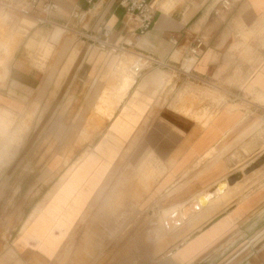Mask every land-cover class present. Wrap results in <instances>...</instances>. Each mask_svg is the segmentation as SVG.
I'll list each match as a JSON object with an SVG mask.
<instances>
[{
  "label": "crops",
  "instance_id": "0c3cea01",
  "mask_svg": "<svg viewBox=\"0 0 264 264\" xmlns=\"http://www.w3.org/2000/svg\"><path fill=\"white\" fill-rule=\"evenodd\" d=\"M21 1L0 0V5L13 9ZM118 1L91 0L89 4L88 0H62L58 11L47 19L39 8L22 15L18 24L20 35L25 34L22 47L36 49L45 59L52 57L46 65L55 69L52 75L42 77L24 53L14 54L18 37L12 33L15 49L7 54V62L14 56L9 68L7 62L4 66L6 74L4 70L0 73V83L7 86L0 90V101L40 99L43 92L44 99L81 100L75 108L51 113L62 120L66 115L77 117L70 125H58L56 119L51 130L86 131L84 125L91 114L98 117L89 118L92 130L103 122L106 130L91 156L79 160L76 171L66 172L64 162L65 169L56 179H62L61 183L55 189L51 186L43 205L18 225L11 242L0 251V264H47L53 260L73 229L93 210L92 201L113 180L122 182V166L130 168L148 189L139 203L130 206L132 214L115 215L109 226L120 228L116 233L125 232L126 227H152L157 239L171 236L176 245L157 264H264V177L248 189L243 183L255 177L261 167L241 177L262 157L245 159L264 151V118L235 102H226L217 110L158 106L162 91L154 93L148 81L156 73L173 74L179 80L177 86H216L211 91L214 95L226 94L230 100L253 95L264 107V49L260 48L264 47V0H241L228 12L219 10L221 0H150L155 20L142 36L135 32L133 22L125 23ZM251 37L255 39L247 43L246 38ZM198 39L202 47L193 57L190 50ZM7 41L4 47L11 43ZM241 52L252 53L254 58L240 56ZM132 58H146L154 64L143 67L136 79L127 75L133 78L132 86L107 119L97 108L99 102L106 97V90H117L109 93L108 102L118 95L120 75L132 67ZM108 80L113 85L102 88L101 83ZM41 83L44 86L38 91ZM57 84L60 91H53ZM84 85L90 90L82 91ZM47 88L52 89L47 92ZM48 114V110L41 114L38 125ZM28 128L24 117L15 120L10 111L0 108V131L12 136L10 147ZM0 142L3 145L4 138L0 137ZM56 164L54 160L51 168ZM234 175L239 181L233 187L199 205L196 213L174 227L166 226L168 217H178L191 204H199ZM112 194L113 190L106 200ZM144 213L151 220L144 221ZM137 216L140 218L132 219ZM191 227L194 230L182 238L183 229Z\"/></svg>",
  "mask_w": 264,
  "mask_h": 264
},
{
  "label": "rangeland",
  "instance_id": "374dc122",
  "mask_svg": "<svg viewBox=\"0 0 264 264\" xmlns=\"http://www.w3.org/2000/svg\"><path fill=\"white\" fill-rule=\"evenodd\" d=\"M24 1L18 3L13 9H5L0 5V73L4 70V74H6L4 66H6L7 57L15 49V42H11L16 39L12 35L14 31L18 37V44L14 54L19 53L20 55L24 53L28 57L27 60L31 62V68L40 72L42 77H45L47 73L52 75L55 69H50L49 66L46 67L48 65L47 62L50 63L49 59H52V57L45 59L44 56L37 53L36 49L30 50L29 47H22L25 34L20 35L21 31L18 29V24L24 16L18 10ZM181 1L187 2L188 0ZM180 3L183 4V2ZM254 39L255 37L246 38V41L250 43ZM6 41L11 43L4 47ZM260 48L264 49V47ZM241 53L240 56L245 58L248 55H251L250 59L254 58L252 53ZM256 55L257 53H255V57ZM13 56L7 62L8 68L12 63ZM101 56L103 57L104 55ZM33 58L38 59L36 60L37 64H34ZM106 58L108 57L106 56ZM250 63L252 64V62ZM37 65H40V67L37 68ZM130 65L132 67L123 70L122 73L133 76L136 79L132 69L139 66L136 58H132ZM253 70L248 68L247 71L251 72ZM151 76L153 77H150L148 81L151 83L150 86L153 87L154 93L159 89L160 92L162 91L161 97L163 99H158V106L160 103L164 106L175 107L177 110L187 111H193L197 107L208 106L211 110H217L226 102H235L239 103L238 106L246 110V112H256V115L264 118V107L253 99V95H244L242 99L230 100L226 94H212L211 91L214 92L216 86L211 88L203 86V88H200L197 86L198 84L191 83H186L185 85L181 83L177 86L176 82H179V80L174 79L173 74L156 73ZM41 85L44 86V83L37 86L38 91L41 90ZM111 85H113V82L109 80L106 83H101V87L106 89L110 88ZM59 86L58 84L57 87L53 85V91H60L58 90ZM3 87H5L4 82L0 83V90ZM186 88L189 90H200L207 92V94L196 91L190 92ZM51 89L47 88V92L48 90L50 92ZM88 90H90V87L84 85L82 91ZM104 93L106 97L101 98L103 102L110 101V91L106 90ZM52 94L54 96V93ZM44 96L45 92L42 93V98L40 99L19 101L14 98H6L0 101V108L10 111L15 120L19 121V117H24L29 126L28 130L21 135L19 141L13 147H10L12 145V136L7 131H0V137L4 138V147H2V141L0 142V145H2L0 146V161L4 160L0 163V251L11 242L19 229L18 225L21 226L24 221L26 222L30 218L33 214L32 212H35L33 210L39 209L43 205L44 200L47 198L45 194L48 191L51 192V186L54 189L59 186L62 179L58 181L56 179L65 169L64 162L66 161L67 163L66 172L76 171L79 160H82V157H86L85 159L87 160L92 154L93 147L105 134L106 125L104 122L99 125L97 130H92L94 128H92L93 126H91L89 120V118L92 119V114L84 125L86 131L71 129L67 131L51 130V123L56 119H58V125H70L77 119L76 115H66L62 120V116L51 115V113H56L57 109V112H60L68 106L69 108L70 106L75 108L78 103L81 105L82 101L73 100L70 103L68 99L61 100L60 96L53 100L51 98L44 99ZM111 101L114 100L112 99ZM46 110L49 111V114L44 116L42 124L38 125L41 114ZM255 154L245 157V159L248 160L252 156L253 159L257 156H262L261 159L264 161V151ZM54 160L57 161V164L51 168ZM257 167L255 166L253 169ZM123 168L122 166L119 171L124 175L121 178L122 182L118 184L117 182L120 179L113 180L110 187L96 201H92L93 210L88 212L85 222H79V227L73 229L67 243L62 245L55 258L47 264H157L164 259L165 254L171 250L172 246L176 245V243H172L174 241H171V236L157 239L156 235L150 231L153 229L152 227H126L125 232L116 233L117 231L120 232V228L109 226L114 222L112 218L115 215L126 216L132 214L129 211L130 206L139 203L148 189L139 182V179L132 175L130 168L127 170ZM263 177L264 164L258 174L253 177L254 179L252 178L253 180L245 181L244 179L245 189L262 182ZM147 182L145 183L147 184ZM112 190V196L106 200ZM137 218L139 219L140 217L137 216L132 219ZM143 219L144 221L151 220L146 213H144ZM193 230V227L184 228L181 237L183 238Z\"/></svg>",
  "mask_w": 264,
  "mask_h": 264
},
{
  "label": "built area",
  "instance_id": "2783aa9c",
  "mask_svg": "<svg viewBox=\"0 0 264 264\" xmlns=\"http://www.w3.org/2000/svg\"><path fill=\"white\" fill-rule=\"evenodd\" d=\"M240 1L241 0H221L219 10L221 12H228ZM61 2L62 0H25L23 3H21L18 11L21 15L27 16L33 9L39 8L41 13L45 16V19H47L58 11V7ZM88 3L90 4L91 0H88ZM118 5L124 11L123 17L125 23L133 22L135 26V32L139 36L144 35L153 26L155 14L152 7L150 6V0H119ZM104 34L106 35L107 32ZM201 47V39L196 40L194 47H192L190 50V54L193 57H197L198 51L201 49ZM138 63V67L132 68L136 77L140 75L143 67L149 64H154L152 60L146 58H141Z\"/></svg>",
  "mask_w": 264,
  "mask_h": 264
},
{
  "label": "bare ground",
  "instance_id": "6f19581e",
  "mask_svg": "<svg viewBox=\"0 0 264 264\" xmlns=\"http://www.w3.org/2000/svg\"><path fill=\"white\" fill-rule=\"evenodd\" d=\"M120 78H121V81L119 82L120 86L118 87V95L113 96L114 101L103 102V100L101 99L100 103L97 107V108H99L101 113H105L107 119L109 118L108 116L112 113V111L113 110L115 111L118 104L123 100V98H125V96L128 92V89L132 86V83H133V78L127 77V75L126 76L120 75ZM109 91L110 92H116L117 90H114V91L109 90ZM95 114H96V112H95ZM92 116H94L95 119L97 118L96 115H92ZM254 163L257 164V166H258L256 169L252 168ZM263 164H264V161L261 160V158H259L258 160L253 162L249 167H247L242 172V176H244V177L249 176L250 174H252L256 170H258L260 167H262ZM238 181H239V177H237V175L230 177L226 181V183L220 185L214 192H212L211 194H209L206 197H204L203 199H201L199 201V204L198 203L191 204L178 217L175 215H171L170 217H168L164 221L166 226L170 229V228L174 227L175 225L179 224L183 219H186L189 215L196 213L198 211V209L200 208V206H204L206 203H208V201L214 199L218 195H221L227 187H233Z\"/></svg>",
  "mask_w": 264,
  "mask_h": 264
},
{
  "label": "water",
  "instance_id": "95a60500",
  "mask_svg": "<svg viewBox=\"0 0 264 264\" xmlns=\"http://www.w3.org/2000/svg\"><path fill=\"white\" fill-rule=\"evenodd\" d=\"M261 160H263V159H261ZM255 166H257V164L254 163L253 166H252V168H254ZM237 177H238V176H237Z\"/></svg>",
  "mask_w": 264,
  "mask_h": 264
}]
</instances>
